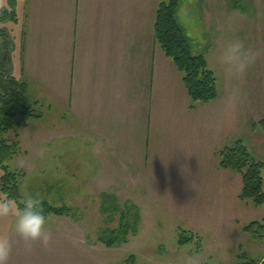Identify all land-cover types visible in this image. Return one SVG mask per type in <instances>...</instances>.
<instances>
[{
  "label": "crops",
  "instance_id": "crops-1",
  "mask_svg": "<svg viewBox=\"0 0 264 264\" xmlns=\"http://www.w3.org/2000/svg\"><path fill=\"white\" fill-rule=\"evenodd\" d=\"M163 1L0 0V14H8L0 28L14 40L13 75L27 81L30 101L47 106L43 145L54 207L71 209L73 182L81 203L98 194L100 210L123 219L121 210L151 211L149 195L160 182L196 200L198 212L208 197L212 216L231 219L243 183L221 167L220 152L241 141L264 162V0H180L178 24L217 79L218 97L208 103L192 102L156 40ZM229 33L259 53L240 80L210 55ZM13 220L0 217V235L16 248ZM54 220L65 226L69 218Z\"/></svg>",
  "mask_w": 264,
  "mask_h": 264
},
{
  "label": "rangeland",
  "instance_id": "rangeland-1",
  "mask_svg": "<svg viewBox=\"0 0 264 264\" xmlns=\"http://www.w3.org/2000/svg\"><path fill=\"white\" fill-rule=\"evenodd\" d=\"M39 112L44 117L42 122L31 119L19 131L20 153L10 167L26 174L20 182L23 198L32 195L54 206L58 202L48 187V147L43 145L48 137L47 106H40ZM152 189L147 199L151 211L136 210L137 216L128 217L129 225L124 226L118 212L114 217V210H100L98 194H89V200L81 203L77 187L70 182L68 192L72 193L67 200L71 217L64 216L69 218L66 227L55 223L56 216L46 223V228L53 231L57 227L62 233L53 235L47 247L33 243L31 252H26L25 242L18 240V246H12L9 264H186L188 258L194 264H242L261 260L264 230L255 238L244 228L254 222L264 225V206L256 207L251 200L234 197L232 218H216L211 215L208 197L201 203L204 210L198 212V202L186 200L175 186L169 189L155 182ZM70 228L72 231H68ZM182 237L192 240L180 244Z\"/></svg>",
  "mask_w": 264,
  "mask_h": 264
},
{
  "label": "trees",
  "instance_id": "trees-1",
  "mask_svg": "<svg viewBox=\"0 0 264 264\" xmlns=\"http://www.w3.org/2000/svg\"><path fill=\"white\" fill-rule=\"evenodd\" d=\"M179 4L180 0H166L159 5L155 37L166 56L172 59L182 73L192 102L208 103L218 97L217 79L208 68L205 57L193 53L191 40L178 24L176 13ZM7 16V12L3 11L0 14V23L8 20ZM12 17L14 19L15 16ZM13 50V38L5 28H0V191L1 200L11 201L13 208H16L23 198L20 182L26 174L23 170L12 169L10 163L20 153L19 131L27 126L31 119L41 118L42 114L39 112L40 103L32 102L28 98L27 81L13 75ZM220 165L241 176L243 189L240 199L251 200L256 207L264 206V162L255 160L247 146L239 141L224 148L220 152ZM41 208L46 220L51 216L62 217L70 214L68 209L54 207L47 201L41 203ZM133 211L130 210L122 219L124 226L129 225L126 224L128 217L134 219L137 216L136 211L132 214ZM244 230L258 238L263 232L261 230H264V225L254 222ZM191 240L182 237L180 244ZM242 264L259 262L246 260Z\"/></svg>",
  "mask_w": 264,
  "mask_h": 264
},
{
  "label": "clouds",
  "instance_id": "clouds-1",
  "mask_svg": "<svg viewBox=\"0 0 264 264\" xmlns=\"http://www.w3.org/2000/svg\"><path fill=\"white\" fill-rule=\"evenodd\" d=\"M210 55L226 76L240 80L255 63L259 53L249 47L243 38L229 33L225 35L219 46L210 50ZM234 96L235 93L232 98ZM9 216L14 217L13 234L25 242L26 252H31V245L35 242L47 247L51 233L46 229L47 220L38 198L32 195L25 196L16 206L15 212L11 201L0 200V217ZM12 243L8 236L0 235V264H8ZM186 264H194V261L188 258Z\"/></svg>",
  "mask_w": 264,
  "mask_h": 264
}]
</instances>
